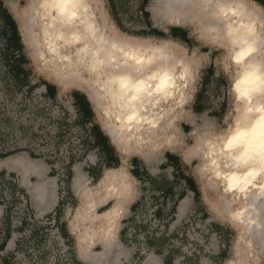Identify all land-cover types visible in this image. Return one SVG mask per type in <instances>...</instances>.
Segmentation results:
<instances>
[{"label": "rangeland", "instance_id": "1", "mask_svg": "<svg viewBox=\"0 0 264 264\" xmlns=\"http://www.w3.org/2000/svg\"><path fill=\"white\" fill-rule=\"evenodd\" d=\"M28 1L3 0V4L15 18L14 6L17 12H23ZM96 1L95 15L99 19L101 15L104 16L114 32L128 37L162 42L146 36L150 30L145 27L143 19L139 18L137 12L141 0H124L126 5H123V9L128 10L127 14L129 15L126 13L122 15L120 22L123 28H119L109 14L106 0ZM244 1L251 9L253 7V11L255 10L259 16L264 18V11L261 8L249 1ZM119 8L121 7L119 6ZM149 8L153 18L158 16V12H161L157 10L155 0L150 1ZM190 15L189 12L187 16ZM15 20L18 26L17 18ZM199 20L198 18L196 22H190L180 19L179 22H175L172 19L169 23H177L176 25L190 30L194 38L198 40L194 42V45L198 44V48L195 49L217 48L216 43L210 42L206 36L207 33L202 31L203 26ZM154 23L162 26L168 24L158 20H155ZM19 35L22 46L21 54L25 60L23 68L28 76L27 81L33 88L30 89L27 85L23 86L20 82L15 83L9 75L8 63L1 59L4 45L0 37V153H27L34 159L47 162L52 176L59 181L60 193L66 192L69 166L74 162H81L88 166L92 161L91 156L95 154L90 147L84 153H79L77 148V108L71 94L76 90L86 94L87 90L81 88L73 80L63 87L46 78L37 67L36 61L32 57L33 53L23 41L20 30ZM169 43L175 49V57L177 59L184 58L187 61L182 48L176 43ZM195 51L197 52L195 57L201 55V52ZM231 51L228 44L224 50L213 51L215 57L212 59L215 66L212 79L215 82V77L219 76L225 85L224 88L220 87L217 90L215 83L211 82L203 89L199 78L202 77V71L205 69L190 68L189 77L191 78L188 77L190 83L186 86L185 98L180 103L181 105L172 111L173 118L170 128L162 126L160 130L159 136H163L161 132L164 130L166 137H170L168 143H158L159 145L154 150L137 149V146L122 148L113 143L121 161L119 170L128 172L130 160L137 158L145 164L155 178L154 183L147 180L143 189L137 188L136 198L139 197L141 191L143 196L138 199L139 203L135 207L136 218L133 222L130 220L131 229L128 234L129 240L134 244L135 257L140 253L145 255L152 251L148 246L151 242V247L155 248L167 243V248L172 249L174 255L184 262L190 260L191 264H198L197 260L203 257L211 259V263L217 262L216 264H264V223L261 227L262 235H257L258 230L253 228L251 235L246 238L249 241L247 244H236L239 229L228 215V207L233 209L237 205L227 204L228 197L224 194L223 186L209 172L204 154L199 155L200 151H197L199 145H196L195 141L196 138L219 140L221 135L225 134L229 123L233 121L236 112V99L231 83L237 71L236 66L231 62ZM206 60L208 62L207 58ZM45 82L56 87L57 94L54 98L46 95ZM200 88L205 90V94L197 105L202 109L197 111V107L194 108L193 98H189L193 89L195 91ZM92 110L93 119L90 123L98 125L106 133L93 107ZM167 152L177 155V167L170 165L168 160H165ZM69 159H71L70 164L67 163ZM175 171L176 173H174ZM6 175L10 174L6 173ZM175 176L178 178V183H175ZM11 177L15 182L2 180L4 187L0 186V205L4 210V216H0V223L5 227L8 223V230H11L9 243L0 254V264H72L69 260L72 240L70 238L64 240L58 236L54 228L56 226L53 225L55 211L41 216L34 215L31 211L29 197L24 193L20 180L16 176ZM185 177H193L195 185L199 188V195L193 201L197 209H191L182 217L177 216L176 218L172 214L174 199L167 196L166 190L175 188L174 196L177 197V194L184 188L182 181L185 180ZM92 185L94 187L89 189L88 187ZM131 185L132 183L129 181L128 188H131ZM95 187V182L88 183V186H83L81 189V195L83 196V191L88 194L94 193ZM133 188L135 189V184H133ZM2 191L10 197L8 201L3 197ZM17 191L23 194V199L26 200L25 204L19 203L20 197H12V193ZM125 195L126 193H123L120 200ZM95 196L97 195H93L92 198ZM115 197L118 198V196ZM120 200L118 199V205L121 209L122 202ZM6 206L10 209H7ZM155 210L156 212H154ZM64 211L67 213L65 220L72 219L76 213L73 209L68 211L66 207H64ZM22 221L23 223L20 224ZM145 239H149L147 245L144 244ZM135 260L137 261V259ZM136 261H133L132 264H138Z\"/></svg>", "mask_w": 264, "mask_h": 264}, {"label": "bare ground", "instance_id": "2", "mask_svg": "<svg viewBox=\"0 0 264 264\" xmlns=\"http://www.w3.org/2000/svg\"><path fill=\"white\" fill-rule=\"evenodd\" d=\"M95 1L29 0L23 12L15 6L13 11L23 41L46 78L63 87L73 80L86 89L102 128L116 146L154 150L158 143L169 142L164 130L159 136L160 130L170 128L172 111L185 98L191 69L184 58L175 57L167 41L111 30L104 16L95 15ZM155 2L157 10L175 22L199 18L203 32L221 36L232 50L237 71L231 83L236 99L233 121L219 140L196 138L195 150L204 154L209 172L223 186L227 204L237 205L228 207V215L239 229L236 244H247L251 229L260 235L264 223V147L260 136L253 134L264 117V18L244 0ZM128 178L122 169L108 170L94 193L120 200L130 189ZM83 192L75 215L79 221L89 218L93 207L91 193ZM118 199L98 215L103 235L110 233Z\"/></svg>", "mask_w": 264, "mask_h": 264}, {"label": "crops", "instance_id": "3", "mask_svg": "<svg viewBox=\"0 0 264 264\" xmlns=\"http://www.w3.org/2000/svg\"><path fill=\"white\" fill-rule=\"evenodd\" d=\"M0 1L3 4V0ZM150 1L151 0H147L143 3L141 0V2L138 4L137 11L139 18L143 19V24L145 27L150 30L148 33H146V36L153 37L155 40L168 41L178 44L187 57L186 62L188 63L189 68L192 69V67H195L197 70L199 68L205 69V71H202V77L199 78L200 84L202 85L203 89H205L207 84L214 82L212 79L214 75L213 67L215 66L213 63L214 60L212 59L215 57L213 51L224 50L227 47L228 42H226V40L221 36L212 38V36L206 34L209 41L216 43L218 47L209 50H205L203 48L195 49L198 48V44L194 45V42H197L198 40L194 38L190 30L176 24L171 25L169 23L171 20L161 12H159L160 14H158V16L155 18L151 16V10L149 8ZM246 1L255 4L264 11V7L257 0ZM95 2L96 3L93 5L96 8L97 1ZM105 2L107 10L113 20H115L117 26L119 28H123L120 20H122L123 13L127 14L128 11L123 9V5H126L124 0H106ZM119 6L121 8H119ZM7 11L16 23V20L11 12L8 9ZM143 11L147 12L146 17H144L142 14ZM155 20L168 24L162 26L154 23ZM186 21H189V19H186ZM17 30L19 31L18 26ZM195 50L201 52V55L195 57V54L197 53ZM189 57L191 58L190 60L188 59ZM206 58L208 59V62ZM189 83L190 80L187 81V85ZM214 83L217 90H219L220 87H225L219 76L218 78L215 77ZM203 89L200 88L199 90L195 91L193 89L190 93L189 99L193 98L194 108L197 107V111L202 109L201 106L197 105L200 103V101H202L205 94V90ZM76 92L78 94L77 98L79 99L82 98V96H85V99L89 102L90 109L92 110L87 95L79 90H76ZM55 94H57L56 89ZM71 98L74 102L72 95ZM91 135L93 137V142L90 144V148L95 153L93 156H91L92 161L88 166L81 162H74L71 164L70 176L66 180V192L60 193L59 181L52 176L48 163L42 160L34 159L27 153H12L5 157H0V180L6 173H9L11 176H16L20 180L21 186L24 188V193L27 197H29L31 211L34 215L41 216L55 211V223H53V225L56 226L54 228L56 229L58 236H61V239L64 240L66 238H70L72 240V246L70 247L69 252V260L72 264H132L133 261H136L135 259H137L136 262L138 264H191L190 260H186V262H184L183 260H180L179 257L174 255L173 250L167 248V243L161 244L159 246L160 248L151 247L152 243L149 242V239H145L144 244L146 243L147 245L149 242L148 246H150L149 248H151L152 251L146 253L147 255L140 253L139 256H134V244L129 240L128 234L131 229L130 220L133 222L136 218L135 207L138 205L137 203H139L138 199L143 196V192L141 191L139 197L136 198V195H138L137 188L143 189L147 180L153 183L155 182L154 176L148 171L145 164L140 162L138 159L136 162H132L133 158L130 160V168L128 169V172H126L128 173V179L132 185L129 190L123 192L126 193V195L124 198H122V200H120V202H122L121 209L119 207L117 210L115 221L111 230L109 231V234L107 233L103 235V233L98 229L99 225L97 221L98 215L101 212L116 204L118 198L114 195L104 197V195L100 192L99 194H96L97 196L92 198L95 193H91L90 195L93 207L90 206L91 209L88 212L89 218L84 219V221L77 220L75 216L72 217V219H64L67 214L64 211V207H66L68 211L71 209L77 211L78 207L82 204L83 196L81 195V189L83 186H88V183L90 184V182H95L97 185L108 170H119L120 168V157L117 154L113 142L109 138L108 134L103 132V130H101L99 127V130L96 129L94 131V135L91 132ZM169 153L173 154L172 152ZM173 155L177 156L176 154ZM165 160H168L170 165H175L177 167L175 162H172V159H167L166 157ZM174 179L176 181L175 183H178V178L176 176ZM192 180L195 183L193 177ZM83 181H85V184H83ZM182 182L184 188H182L183 190L178 193L182 194L181 200L177 201V204L174 208L175 212L173 211L172 213L174 217L176 216V218L177 216L182 217L191 209H197L196 204H193V201H195L197 197H195L194 192L186 184L185 180ZM138 183L139 186H137ZM133 184H135V189L133 188ZM88 188H93V185ZM174 189L175 188L172 187L166 190L168 194L166 195L170 196L171 198L172 196L175 197ZM197 189L199 190L198 187ZM182 208L184 210H182ZM0 216H4V210L1 205ZM170 218H172V216H170ZM8 228L9 226L7 223L6 232L0 239V244H2V241L5 242V245L0 248V254L6 249V246L8 245L7 243H9L8 240L11 238V230H8ZM210 260L211 259L209 258L203 257L199 258L197 262L198 264L217 263L215 261L211 263Z\"/></svg>", "mask_w": 264, "mask_h": 264}, {"label": "trees", "instance_id": "4", "mask_svg": "<svg viewBox=\"0 0 264 264\" xmlns=\"http://www.w3.org/2000/svg\"><path fill=\"white\" fill-rule=\"evenodd\" d=\"M147 0H142V2H146ZM263 7H264V0H257ZM143 8V6H142ZM146 11H143L142 14L144 17H146ZM0 37L3 41V49H2V57L1 59L7 64V70L13 81L16 83H21L23 86L27 85L28 88L32 89L33 86L29 85V82L27 81V73L25 72L23 68V64L25 63L24 58L22 57V46L20 44V35L19 31L17 30V25L11 15L8 13L7 9L3 6L2 2L0 1ZM45 86V93L47 96L54 98L56 96L55 89L56 87L54 85H51L48 82L44 83ZM72 97L74 98V105L79 110V112L82 115L83 121H92L93 119V112L90 109L89 102L85 99V96H82V98H77L78 94L77 92H73ZM98 129L99 126L92 123L91 126V132L94 135V131ZM96 141V140H95ZM14 152H4L0 153V157H5L7 155H10ZM167 159H172V162H175L176 165H178V157L174 156L173 154H170L169 152L166 153ZM137 158H133L132 162H136ZM71 163V161H70ZM69 163V164H70ZM177 171V170H176ZM175 171V173H176ZM70 166L68 168L67 172V179L70 176ZM186 184L190 187V189L194 192L195 197L199 195V190L197 189L195 183L193 182L191 177H185ZM182 194H178L176 198L172 196V199H174V205L173 208H175L176 203L178 200H180ZM5 245V242L2 241V244H0V248Z\"/></svg>", "mask_w": 264, "mask_h": 264}, {"label": "built area", "instance_id": "5", "mask_svg": "<svg viewBox=\"0 0 264 264\" xmlns=\"http://www.w3.org/2000/svg\"><path fill=\"white\" fill-rule=\"evenodd\" d=\"M91 126H92V124L90 122L83 121L81 113L77 110V148L79 150V153H84L87 150V148L90 147V144L93 142V137H92L91 131H90ZM84 142H86V143L84 144ZM70 160L71 159L67 160V163H69ZM2 180L3 181L4 180L5 181L10 180L12 182H15V180L10 175H6V174L4 175V178L0 180V186L4 185ZM2 194H3V197L5 198V200L8 201L10 197H8L4 191H2ZM12 194H13V196H12L13 198H14V196L16 198L20 197L21 200H19V203H21V204L26 203V200L23 199V194H20L19 191H17L16 193H12ZM6 207H7V209L9 208L8 206H6ZM154 212H156V210ZM153 216H155V215H153ZM22 223H23V221L20 222V224H22ZM5 231H6L5 225L0 223V237L4 236Z\"/></svg>", "mask_w": 264, "mask_h": 264}, {"label": "clouds", "instance_id": "6", "mask_svg": "<svg viewBox=\"0 0 264 264\" xmlns=\"http://www.w3.org/2000/svg\"><path fill=\"white\" fill-rule=\"evenodd\" d=\"M257 128L259 129V131L257 132L256 129H254L253 134H258L260 136L261 146L264 147V117H261V120L257 124Z\"/></svg>", "mask_w": 264, "mask_h": 264}, {"label": "snow or ice", "instance_id": "7", "mask_svg": "<svg viewBox=\"0 0 264 264\" xmlns=\"http://www.w3.org/2000/svg\"><path fill=\"white\" fill-rule=\"evenodd\" d=\"M232 143V141H229V144H231Z\"/></svg>", "mask_w": 264, "mask_h": 264}]
</instances>
